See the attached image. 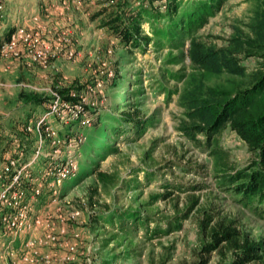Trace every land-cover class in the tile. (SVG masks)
Returning a JSON list of instances; mask_svg holds the SVG:
<instances>
[{
	"label": "rangeland",
	"instance_id": "obj_1",
	"mask_svg": "<svg viewBox=\"0 0 264 264\" xmlns=\"http://www.w3.org/2000/svg\"><path fill=\"white\" fill-rule=\"evenodd\" d=\"M1 2L0 45L23 28L30 36L36 33L48 50L42 62L26 57L28 47L21 42L14 49L16 56L0 53V118L28 117L25 130L35 139L32 151L15 162L22 169L16 179L5 175L0 183V264H26L20 258L27 252L24 245L28 240L39 254L49 255L50 264H63L65 243L76 244L71 264L228 263L231 253L221 247L209 254L201 252L198 222L209 205L220 215L234 218L237 229L260 243L264 259V217L232 204L219 192L208 174L206 153L176 129L181 117L176 104L181 81L176 77L188 71L186 59L166 61V49L155 51L151 43L131 53L118 48L117 41L100 26V19L92 20L94 13L107 5L105 0ZM255 6L256 0H226L198 36L207 44L222 46L233 26L243 28L249 21ZM142 27L150 36L147 25ZM65 52L71 56L63 55ZM241 63L248 70L255 66L252 57ZM65 90L75 93L77 101L67 102V108L56 107V98L62 101L58 93ZM137 101L144 119L152 117L150 127L135 139L131 128L121 131L114 141L108 136L107 147L117 151H101L98 159L99 169L118 174L120 185L127 182L132 187L101 190L92 175L63 184L64 179L76 178L91 167L79 157L78 146H90L101 136L102 125L93 129L96 116H112ZM111 116L103 122L110 124ZM220 144L237 167L251 158L246 146L229 130L222 133ZM146 169L152 175L146 176ZM195 197L197 205L187 211L190 198ZM12 199L18 205H8ZM108 208L137 210L148 222L147 233L137 228L121 245L107 241L118 230L117 220L113 227L106 223L91 227L89 220ZM20 213L26 216L28 227L21 233L6 228L3 219ZM177 214H186L180 228L152 235L153 228L165 229V220ZM48 232L56 236V244L39 245L38 240ZM7 249L13 251L12 257L6 255ZM125 250L131 254L127 259L122 254Z\"/></svg>",
	"mask_w": 264,
	"mask_h": 264
},
{
	"label": "trees",
	"instance_id": "obj_2",
	"mask_svg": "<svg viewBox=\"0 0 264 264\" xmlns=\"http://www.w3.org/2000/svg\"><path fill=\"white\" fill-rule=\"evenodd\" d=\"M155 1L157 0H105L107 5L96 11L92 20L99 18L100 26L117 41L118 48L128 53L151 43L155 51L166 49V61L178 63L186 59L188 71L176 77V80L181 81L176 92V104L181 110L176 129L187 142L206 153L209 161L208 174L213 179L214 187L226 194L232 204L262 218L264 0H256L249 21L243 28L233 26L232 33L222 46L203 42L197 32L226 0H164L162 4H155ZM144 24L147 25L150 36L144 34ZM173 51L177 55L173 56ZM250 57L254 58L255 66L248 70L241 61ZM58 94L63 102L77 101L76 94L71 90ZM166 98L169 99V92L166 93ZM138 101L135 104L128 102L130 108H122L112 116L105 113L96 116L93 129L96 131L102 125L99 128L101 136L90 146H78L79 157L91 167L76 178L64 179L63 184L68 185L73 179L79 181L92 175L94 184L101 190L120 185V176L99 169L98 159L101 151H117L107 147L108 136L114 141L121 135V131L131 128L135 139L150 127L152 117L144 119ZM106 116H111L108 120L110 124L103 122L106 121ZM28 121V117L6 120L0 118V183L5 175H12L11 171L5 172L9 162H17L20 155L32 151L35 139L25 130ZM225 130L232 132L251 154L250 160L242 167H237L232 162L229 152L220 144V137ZM143 172L146 176L152 175L147 169ZM125 183L120 187L128 189L133 185ZM90 191L92 196L95 189ZM197 203V197L190 198L187 211ZM214 210L213 205L204 208L203 216L198 222L203 239L201 252L209 254L221 247L224 252L231 253L228 263L217 264H264L261 244L250 240L246 233L237 229L234 218L220 215ZM107 211L93 214L89 220L91 227L104 223L113 227L116 226L113 222L117 220L118 230L107 241L115 240L121 245L131 239L130 231L137 228H142L147 233L148 222L137 210L115 208L111 211L108 208ZM185 217L186 214H177L165 220V229L153 228L152 235L180 228L181 220ZM122 254L126 259L131 255L128 250Z\"/></svg>",
	"mask_w": 264,
	"mask_h": 264
},
{
	"label": "built area",
	"instance_id": "obj_3",
	"mask_svg": "<svg viewBox=\"0 0 264 264\" xmlns=\"http://www.w3.org/2000/svg\"><path fill=\"white\" fill-rule=\"evenodd\" d=\"M2 0H0V17H1V13H2ZM29 32H27L25 29L23 28H19L16 29V32H14V35L12 34L9 41L5 44L0 45V53L1 54H13L16 56V52H14V49L16 47V44L18 42H21L22 44H24V46L27 45L28 47V52L26 55V57H29L30 59L32 58L33 60H40L41 62L45 60L46 58V53H47V45L43 42L38 40V37L35 35H31ZM64 42H68L67 39H63ZM7 51V52H6ZM6 52V53H5ZM68 53V54H67ZM65 52L63 53V55H67V56H71V52ZM54 104L56 105V107L59 108H67L68 103L67 102H60L58 100V97L56 98V100L54 101ZM21 168H19L17 166V164H15L14 161H10L9 165L5 168V172H10L12 171V179L15 178V175L19 172H21ZM35 193H37L38 191L35 190ZM22 193L19 192L17 193V197L19 199L20 195ZM10 206H15L18 205V203L15 201V199H12V202L10 201L9 204ZM4 221V225L6 226V228L8 229H15L17 230V232L21 233L22 230L26 229L28 227V221L26 216H22V214L20 213L17 216H13V217H5L3 219ZM36 224H38V221L35 222ZM57 238L53 233H46L44 235L43 238L38 240V244L41 246H54L56 244ZM25 248H27V252H25L22 257L20 258V260L23 263L26 264H50V257L47 254H39L37 252V250H35L33 247L34 245H32L31 240H28L25 245ZM65 250L66 253L64 255L63 258V264H71L74 260L73 255L75 254L76 251V244L74 243H65ZM6 255H9L10 257L13 256V251L11 249H7L6 250Z\"/></svg>",
	"mask_w": 264,
	"mask_h": 264
}]
</instances>
